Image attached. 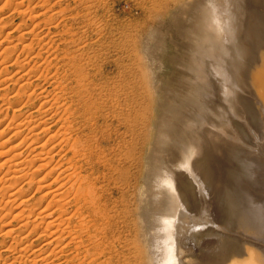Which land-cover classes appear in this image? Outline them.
<instances>
[{
	"label": "bare ground",
	"instance_id": "obj_1",
	"mask_svg": "<svg viewBox=\"0 0 264 264\" xmlns=\"http://www.w3.org/2000/svg\"><path fill=\"white\" fill-rule=\"evenodd\" d=\"M1 3L0 17L10 11L32 20L29 0ZM190 8L191 62L183 61L190 66L175 70L181 81L176 76L178 86L166 90L189 139L175 146L174 169L149 178L142 216L151 264H264V0H194ZM23 23L5 35L19 33V55L12 56L17 42L0 50V137L9 133L0 144V169L7 167L0 175V264H112L100 194L110 160L94 145L101 116L91 75L71 54L63 75L32 67L27 37L37 26ZM10 63L21 75H1ZM26 108L32 111L21 118ZM220 128L230 135L235 128L256 149ZM230 141L247 153L233 151Z\"/></svg>",
	"mask_w": 264,
	"mask_h": 264
},
{
	"label": "rangeland",
	"instance_id": "obj_2",
	"mask_svg": "<svg viewBox=\"0 0 264 264\" xmlns=\"http://www.w3.org/2000/svg\"><path fill=\"white\" fill-rule=\"evenodd\" d=\"M29 1L30 9L27 12H31L34 7L32 20L27 18L24 21V16L10 11L3 15L6 17H0L4 20H0V50L9 43H18L12 56L19 55L23 45L17 41L19 33L6 39V32L11 29L10 25L23 26L25 22L26 28L29 27L31 31L36 24L35 32L27 37L29 42L30 38L36 37L32 39V67L39 66L42 74L50 70L52 74L63 75L67 71L62 65L67 60L64 57L71 54L73 65L80 66L84 75H91L89 81L94 92L92 101L99 107L101 116L96 124L94 145L97 146L96 152L110 160L109 167L104 170L107 179L101 181L103 190L100 194L104 197L103 206L110 217V227L105 238L114 246L111 262L151 264L144 228L145 218L142 216L149 192V178L163 169H174V162L170 159L177 148L175 146L187 144L189 139L187 125L185 128L178 125L180 119L176 116L179 111L175 104L177 102L169 97L171 95L166 90L178 86L181 79L175 74L185 72L190 66L188 62H191L193 43L190 29L194 24L192 20L186 19V14L190 12L194 0ZM1 2L4 0H0V9ZM28 5L26 1L24 6ZM46 53H50L47 54L49 65H52V70L57 69L56 72L47 67ZM37 54L41 57H37ZM185 60L188 62H183ZM6 67L1 75H12L19 68L11 63ZM175 70H178L177 73ZM17 72L14 74L21 75ZM15 84L10 90H17L19 85ZM230 108L233 109V105ZM31 111V108L23 109L20 117H25ZM258 119L254 120V124ZM236 124L241 130L242 123ZM232 131L231 135L228 131L222 132L233 140L238 134L235 128ZM8 134L0 137V144L8 138ZM239 139L243 145L256 149L245 140L242 141L241 137ZM179 140L181 143H178ZM231 144L235 146L233 151L238 154L247 153L233 142ZM238 157H242L245 162L250 161L245 155ZM98 170L99 173L103 171L101 167ZM6 171L7 167L0 169V175ZM20 182L8 189V193L19 187ZM246 191L249 192V189L245 188ZM37 243L35 247L42 246L43 240Z\"/></svg>",
	"mask_w": 264,
	"mask_h": 264
}]
</instances>
